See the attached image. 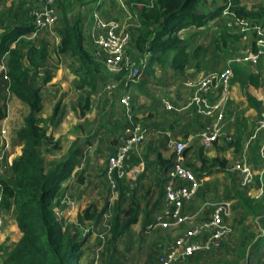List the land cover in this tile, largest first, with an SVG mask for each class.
I'll return each instance as SVG.
<instances>
[{"label":"trees","instance_id":"16d2710c","mask_svg":"<svg viewBox=\"0 0 264 264\" xmlns=\"http://www.w3.org/2000/svg\"><path fill=\"white\" fill-rule=\"evenodd\" d=\"M202 0H125L129 10L136 17L139 27L132 35L131 48L138 53L148 52L149 61L141 74L137 86H144L153 74V65L169 62L170 67L179 75L185 73L189 57L198 59L206 48L197 46L191 54L187 52V44L179 37L178 32L186 27H200L208 20L221 14L223 5L213 12H198ZM224 2L227 0H223ZM232 10L236 15L264 25V6L258 5L250 9L241 4V0H230ZM61 21V40L55 46L57 54H67L77 61L75 75L81 81V87L87 85L95 91L101 74V67L93 59L83 45L81 20L76 17L71 23L68 20L69 1L58 2ZM21 7V6H20ZM28 11V10H27ZM0 63L4 62L6 79L0 73V92L3 87L14 95L27 108L23 124L16 136L22 144L20 154L12 160L9 166V177L1 178L2 199L1 208L14 207L15 221L21 236L8 251L3 264H76L82 252L84 239L79 240V228L86 221L98 219L107 204L99 210L95 204H88L77 215L75 225L63 224L53 210V201L58 196L63 181L68 179L79 163L77 152L72 149L70 155L46 168L43 151L52 152L59 148V142L48 133V127L57 123L59 102L54 106L49 116L40 115L43 108L41 88L35 83L38 69L48 55L47 45L42 39L30 42L26 36L34 32L31 21L3 24L0 21ZM237 35L223 31L216 41V48H226L228 42H235ZM197 66V65H196ZM117 79L120 78L116 76ZM51 79L44 72L42 82ZM233 79L241 89L251 84L255 87L263 84L259 74L244 72L239 67H233ZM248 107L254 108L261 116V102L248 92H245ZM89 107V95L80 104V115L84 116ZM7 116L4 99L0 98V121ZM241 136L230 141L238 151ZM259 143L252 148L253 164L257 163ZM199 170L222 172L227 169L225 158H205L200 156ZM161 164L168 168L172 160L160 158ZM207 164V166H205ZM215 168L212 170V168ZM257 187L262 188L263 196L256 200L249 194V188H233V197L246 217L259 218L262 232L253 243V252L259 263L264 264V172L254 176ZM113 219L110 226V241H116L132 224L136 223L140 214L139 202L130 199V204L122 208L120 201L114 202Z\"/></svg>","mask_w":264,"mask_h":264},{"label":"crops","instance_id":"0c3cea01","mask_svg":"<svg viewBox=\"0 0 264 264\" xmlns=\"http://www.w3.org/2000/svg\"><path fill=\"white\" fill-rule=\"evenodd\" d=\"M68 1H69L68 20L72 23L76 17L80 18L81 28L83 31V39H84L83 45L90 54L95 49V46L93 45V42H92L91 34L94 31L106 30V27H98V28L95 27L97 19H100L104 23H109V22L114 21L118 24L119 28L128 29L132 35L133 34L135 35L137 33L139 23L136 17L129 10L125 0H79L76 2L75 1L73 2V0L72 1L68 0ZM36 4H38L37 0H34V4H31V5L26 0H0V21L3 24L18 23L22 21L23 22L31 21V18L29 16V10ZM241 4L245 5V3L242 0H241ZM245 6H246V9L251 8L249 5H245ZM74 7L77 8L78 10L77 13L74 12L73 10ZM202 7H203V0H202L197 8L198 12H205V13L213 12L219 6H217L214 10H210V11H208L209 9L203 10ZM21 9L26 10L25 11L26 14L24 18H22L21 16L20 17L17 16L19 10ZM217 20L221 21V25L219 27L215 25L214 28L216 29V32H215L216 34L211 44L194 43L201 37V35L203 34V30H205L210 25L215 24ZM54 29H56L57 31L56 35L54 36L55 44H52V43L50 44L48 39L45 37L40 38V40L42 39L43 41H45L47 45L48 55L46 59L44 60L42 66L38 69L35 80H41V84L48 87V89L53 86L56 87V85L59 84L61 87H63L64 93L65 91L71 93L72 86H71L70 80L76 79L74 80V83H75L76 81H79L80 79L77 75H75V73L69 72V75L66 74L65 71L69 69L68 67L64 68L65 59L69 58L72 64H75L74 69H76V66H77L76 59L67 54H57L55 52V46H58L61 40L62 26H61V21H60V15H59V18L56 24H54L50 28L41 30V32L45 30L53 32ZM2 30L3 29L0 28V34ZM223 31L227 32L230 35L235 34L238 36V38L233 43L228 42L226 48H216L215 39L218 38L219 35ZM178 35L185 42V44H187L186 50L189 54H191L192 51L197 46H202L206 48V51L201 53L198 59H193L189 57L188 65L183 75L177 74L170 67L169 62H167L164 65L155 63L153 65L154 72L149 77V80L146 84H149L150 78L152 79L153 76H158L157 74L158 70H166V69L171 70L174 72V74H176V77L171 82H169V80H167V82L166 80H158L157 83L159 84V86L153 85L157 87L158 89H154L155 90L154 94L149 95L148 97L143 92L144 91L143 87L146 84L142 87L137 86V84L140 82L141 77L137 81L129 82L127 85H124L123 82H117V87L110 91H107L106 87L101 89V93L108 99L109 103L112 101V97L117 92L118 88L122 89L121 91L122 93L119 95V98H118L119 103H121L120 99L123 94L128 93L130 96V110L127 111L125 109L123 118L120 119V121L119 120L116 121V125L120 124V127H118L119 129L117 131L118 133H117L116 138L115 137L113 138V143L115 144L113 147L114 150L117 147L116 144H119V140L121 136L123 135L124 126L135 124L141 128L142 135H143L141 141L133 146L128 158L125 161V177L119 180L117 189H119V186L121 184H126L127 187H133L135 182L145 175L144 174L145 162H144L143 152H144V148H147L149 151H152L155 154V158L153 159V161L155 163V169L158 172V173L156 172L158 174V178H160L161 183H162L161 185H162L163 196H162V205L160 208V212L163 209L164 178H165V173L167 170V168H165L164 165L161 164L160 158L164 160H168V159L172 160L173 142L177 140L178 141L182 140L186 143L187 147L184 152V155H185L184 164L188 166L189 168H191L193 172H194L193 167H197V165L194 162H197L198 160H200V156H203L205 158H213V157L225 158L228 162V157L230 156L232 151L234 152V154L240 153L239 156L232 157L231 158L232 161L235 159L241 158V157H245L250 162L251 166L254 168L257 174L261 175L264 172V156H263L264 155V152H263L264 141L262 143L257 141L259 143V150L257 153L258 160H257L256 165H254L251 161V155H252L251 151H252L254 144L256 143V142L254 143V140H253L254 135L259 130L264 132V111L261 109V116L258 117L257 119V115H258L257 111L252 107H248L247 100L245 97V92H248L253 97H255V99L261 102V108H262V105L264 104V56H261L255 65H252L249 63L233 65V67L241 68L244 72H251L253 74H259L260 80L263 81V84H261L258 87H255L251 84H247L244 86L243 89H241L239 83L236 80H234L232 77L231 82H230L228 98L226 100H220L221 99L220 97H213L212 95H208L209 101L219 100L223 108L224 134L211 147L204 148L200 144L199 131L205 124L209 123L212 120V117L202 114L199 107L197 106L190 107L186 104L188 97L195 93V89L193 87L187 86L185 82L187 80H194L207 72L220 70L224 68L226 65V59L229 56H231L233 52L236 51L240 45L239 35L237 32L228 28L225 25V20L221 16V14L208 20L207 23H205V25L203 26H200V27L189 26V27L183 28L178 32ZM211 48H212V51H211ZM214 50L215 51L223 50L225 52V56L222 62H218L217 58L213 57L212 54ZM131 54H135V52H131ZM209 54H211V56ZM95 61H97V63L100 65L101 72L104 71L106 76H110L114 81H118L122 77L123 72H119L117 74H111L105 69V66L101 61L99 60H95ZM216 62L218 64L214 66L213 63H216ZM44 72H48L51 75V79L46 83L42 82V77H43ZM119 75H120V78L117 79L116 76H119ZM76 83H78L76 84L77 89L79 90L87 89L85 91V94L86 96L89 95V100H90L91 95L94 92H97L98 88L95 91H91L90 87L87 85H83L81 87V81L76 82ZM160 86L161 87L164 86L163 89L160 88ZM48 96L51 97V95H48ZM141 96L147 97V98L144 97L143 99V101L147 100V102H145L144 106L137 107L136 101L138 102V105H139L140 101H142ZM13 97L14 99L16 98L14 95ZM76 98H78L77 102L79 105L83 103L81 100L82 99L81 94L78 93L76 95ZM51 100L52 99H49V100L45 99L43 100V104L45 101L50 102ZM17 101L19 100L17 99ZM228 103H231L233 105L234 112L238 111L240 114V117L238 118L239 115H236L237 113H235V118L241 121L239 122V124H237L239 125V127L235 130L236 137L239 134L241 136V141H240V146H239L238 151L235 149V146L233 144L229 143L232 140L234 141L236 138H233L232 130H229V128L228 129L226 128L227 122H228L226 108H227ZM121 105L123 104L121 103ZM135 107L137 108L136 110H134ZM123 108H125L124 105H123ZM145 109H146V113L140 112V111H144ZM8 110H9V106H8ZM8 110H7L8 112L7 116L2 121H0V128L6 127L9 132V138H10V143H11V153H12L11 160H13L15 157H17L20 154L22 144L18 140L17 136H16V140H14L15 138L13 136H15L16 133L15 134L12 133L9 124L7 123L8 114H9ZM40 115L43 116L42 111ZM89 115L90 114H89V107H88V110L86 111L85 115L84 116L80 115V120L89 117ZM43 117H46V116H43ZM248 118L251 121L254 120V123H255V129L253 127V129L248 131V134L250 132V135H251L250 137L252 141L245 139L246 138L245 137L246 136L245 126H246V123L248 122ZM76 124L80 125L77 122ZM76 124H73V125L75 126ZM73 125L70 126L69 128L70 130H73L75 128ZM70 134H72V135H69L71 142L69 143L67 147L66 155L57 161L66 159L70 155L72 149L77 150V149H80L81 147L79 146V143L81 142L80 141L81 136L75 135L74 133H70ZM228 137H230L231 139L228 140L227 139ZM223 142L227 144L224 143V146H223ZM195 144H197V146H195ZM166 148H168V150ZM85 150L86 149H84L83 151L86 152ZM168 151H169V154H168ZM76 152H77V158H78L79 163L74 167L70 177L62 182L60 190H62L63 188H70L72 182H74L72 183L73 185L77 184L79 188H83L86 185L85 183L87 180H84V179H80L79 182H75L74 174L77 173V171H79L80 173L84 172L82 170L83 163L81 162V155L78 153V151ZM80 152H82V150ZM106 164H107V161H106ZM106 164L103 170V178H104V181L108 189L110 190L108 183L106 181V178H105ZM9 166H10L9 164L6 166L7 168L5 169V172L3 174V177L5 178L9 177V170H8ZM200 166L196 168L199 174L197 177H199L200 181L209 180L210 175L212 173H220V172H210L209 173L207 169L199 170L198 168ZM205 166H207V164ZM225 173L229 174L230 172L225 171ZM231 175H233L232 172H231ZM249 194L256 200H258L262 198L263 190L262 188L256 186V189L249 190ZM118 195H121V193L118 194L116 190L115 198L118 197ZM201 196H203V192L201 188L199 187V189L193 196V199L190 200L185 205V208H184L185 211L189 213H195L199 209H201L204 204L211 203V201H209L208 199L206 200H204V198L202 199ZM230 200L233 201V209H234L235 207L234 203H237V201L233 196L231 197ZM59 203L60 205H62L61 208H57L60 205L57 206L55 203V206H54L53 204V210L55 211L56 215H57V211H60L61 217L65 220H68L67 222H69L70 224L75 223V222L77 223V215L84 208L76 210L75 204L73 203V201L70 202V204H73V206L69 204L65 206L62 200ZM236 207H239L238 204ZM2 210H3L4 216H3L2 223L0 225V264H3V260L6 257L8 251L15 245V243L18 241V239L21 236V232L18 229L16 221H15L14 207L10 206V208L2 209ZM87 222L88 221L84 223H87ZM9 242H14V243L12 244L11 247H9L6 250L7 253L5 255L4 253H2L3 252L2 250L5 249L6 245H8Z\"/></svg>","mask_w":264,"mask_h":264},{"label":"rangeland","instance_id":"374dc122","mask_svg":"<svg viewBox=\"0 0 264 264\" xmlns=\"http://www.w3.org/2000/svg\"><path fill=\"white\" fill-rule=\"evenodd\" d=\"M26 1L30 5L34 4V0ZM74 1L76 2L79 0H73V2ZM242 1L251 8L258 5L264 6V0ZM221 5H223V0H203L202 8L203 10L209 9L208 11H210ZM73 10L75 13L78 12L76 7H74ZM25 11V9L19 10L17 16L24 18L26 14ZM215 25L219 27L221 21L217 20L215 24L203 30L201 37L194 43L211 44L216 34ZM53 32L45 30L32 33L26 36V39L30 42H37L40 38L45 37L50 44H55L54 36L57 32L56 29H54ZM209 55L211 56V54ZM212 55L214 58H217L218 62H222L225 52L223 50H214ZM217 64V62L213 63L214 66ZM64 65V68L68 67L69 69L65 71L66 74L69 75V72L75 73L73 72L75 70V64H72L69 58L65 59ZM0 73H2L1 63ZM157 74L158 76H153L152 79L150 78L149 84L143 87V92L147 97L154 94V89H158L155 87L159 86L157 83L158 80H166V82L169 80V82H171L176 77V74L168 69L158 70ZM141 79L142 78H140V80ZM74 80H70L72 86L71 93L67 91L64 93L63 87L59 84L56 85V87L53 86L48 89V87L41 84V80H35V83L41 88L43 100L52 99L50 102H44L42 110L43 116H49L54 106L59 102L56 116L57 123L48 127V133L53 136L54 140H58L60 145L58 149L52 152H42L46 168L52 167L54 162H57V160L66 155L67 147L71 142L69 135L72 134L70 133L81 136L79 146H81L80 149L82 152H80V149H75V151H78L81 155V162L83 163L82 170L84 172L80 173L77 171V173L74 174V178L75 182H79L80 179L87 180L85 183L86 185L83 188H79L77 184L73 185L72 183L74 182H72L70 188H63L59 191L58 196L54 200V206L55 203L57 206L60 205L59 202H61V200L64 202L65 206L68 204L73 206V204H70V202L73 201L76 210L83 209L90 203L95 204L99 210L106 204L108 206L107 210L103 211L98 219L88 221L80 226L79 240L84 239V242L81 247L82 252L76 264H156V258L159 253L157 244L169 242L174 236L182 233L185 226L170 228L154 227L156 216L160 214L163 196L162 183L160 178H158V172L155 169V163L153 161L155 154L147 148H144L145 175L137 180L133 187H127L126 184H121L119 189H117L118 194L121 193V195L109 200L112 192H110L104 181L103 170L107 158L114 150L113 147L115 144L113 143V138H116L118 127H120V124L116 125V121H120L125 113V108L118 102L122 89H117V92L112 97V101L109 103L108 99L101 93V89L113 83L114 80L110 76H106L105 72L102 71L97 86V92H94L89 100L90 115L80 120V105L77 102L78 98H76V95L78 93L81 94V100L84 102V97L86 96L85 91L87 89H77L76 84L78 83L76 82H80V80L75 83ZM164 86H160V88L163 89ZM1 91L0 98L5 100L7 110L9 106L7 123L12 133L15 134L22 126L23 118L27 114L28 109L21 101H17L16 98L14 99L13 95L9 94L4 87ZM48 95H51V97ZM141 97L142 101H140L139 105L136 101L137 107L144 106L145 102H147V100L143 101L145 96ZM136 109L135 107L134 110ZM261 109L264 111V104ZM140 112L146 113V109ZM226 113L228 121L226 128L232 130V136L236 138L235 130L239 127L237 124L241 121L235 118V113L239 115L238 118L240 114L238 111L234 112L231 103L227 104ZM258 117L260 116L257 115V119ZM76 122L80 125H77ZM73 124L76 125L74 126ZM72 125L75 128L70 130L69 128ZM253 127L255 129L254 120L251 121L248 118V122L245 126L246 140L252 141L250 132L248 134V131L253 129ZM13 137L15 138L14 140H16V135ZM253 140L254 143L256 141L262 143L264 141V132L261 130L257 131ZM224 143L225 142H223V146ZM117 145L118 144H116V146ZM195 146H197V144H195ZM84 149H86V152L83 151ZM166 149L168 150V148ZM239 155L240 153L234 154L232 151L228 157L227 167L232 161L231 158ZM194 163L197 167L201 164L200 160ZM197 167H193L196 177L199 175L196 170ZM213 169L215 168L213 167L212 170ZM228 172L230 173H212L209 180L201 181L200 188L203 192V196H201L202 199L204 198V200L208 199L211 201L209 204L231 199L233 196V188L238 187V181L235 173L231 175V171ZM197 178L199 179V177ZM254 189H256L255 182L249 187V190ZM132 197L139 202L140 206L141 213L138 217V222L132 224L116 241L111 242L110 226L113 219V204L115 201L119 200L121 207L126 208L129 206ZM234 204L235 207L232 215L227 222L230 233L222 247L210 253L195 254L186 261L176 264H261L253 252V243L262 232L261 221L259 218L244 216L240 208L236 207L237 203ZM61 206L62 205L57 208H61ZM57 216L62 223H69L67 222L68 220L61 217L60 211H57ZM72 224L75 225L76 222ZM13 243L14 242H9L5 249L2 250V253L6 255V250L11 247Z\"/></svg>","mask_w":264,"mask_h":264},{"label":"built area","instance_id":"2783aa9c","mask_svg":"<svg viewBox=\"0 0 264 264\" xmlns=\"http://www.w3.org/2000/svg\"><path fill=\"white\" fill-rule=\"evenodd\" d=\"M37 1L38 4L29 10L31 23L34 26L33 33L52 27L59 18L57 4L60 0ZM231 5L230 0L223 3L221 16L225 20V25L238 33L240 40L238 49L226 59L224 68L207 72L194 80L185 82L187 86L195 89V93L188 97L186 104L190 107L197 106L202 114L212 117V120L199 131L200 144L204 148L211 147L224 134L223 108L219 100L209 101L208 95L226 100L233 77V65L242 63L255 65L259 58L264 56V25L236 15L230 10ZM95 27H106V30L94 31L91 34L95 46L91 56L101 61L109 73L123 72L118 81L106 86V90L115 89L117 82L127 85L129 82L137 81L148 64L150 54L133 50L131 32L126 28H119L114 21L104 23L97 19ZM1 69L3 78L6 79L4 62H1ZM120 101L129 111V94H123ZM142 137L139 126L135 124L124 126L119 144L108 157L105 168V178L112 192L109 200L115 198L118 182L125 177V161L133 146L139 143ZM0 138L1 203V178L6 166L12 163L11 143L6 127L0 128ZM186 147V143L182 140L173 142L172 163L167 168L164 178L163 209L156 217L154 225L160 228L185 226V229L169 242L157 244L159 253L156 264H176L186 261L195 254L218 250L230 233L227 222L233 212L232 200L206 203L195 213L185 211V205L193 199L201 184L193 170L184 164ZM227 169L236 174L239 187L249 188L254 184V176L257 172L245 157L231 161ZM3 216L0 205V225Z\"/></svg>","mask_w":264,"mask_h":264}]
</instances>
